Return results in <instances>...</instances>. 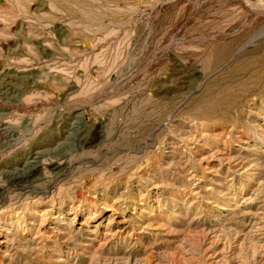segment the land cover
I'll return each mask as SVG.
<instances>
[{"label":"rangeland","instance_id":"374dc122","mask_svg":"<svg viewBox=\"0 0 264 264\" xmlns=\"http://www.w3.org/2000/svg\"><path fill=\"white\" fill-rule=\"evenodd\" d=\"M0 264H264V0H0Z\"/></svg>","mask_w":264,"mask_h":264}]
</instances>
